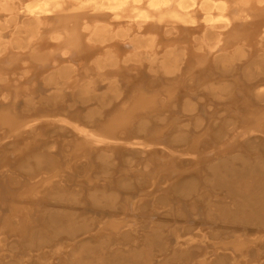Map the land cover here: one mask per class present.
Returning <instances> with one entry per match:
<instances>
[{"label": "bare ground", "instance_id": "bare-ground-1", "mask_svg": "<svg viewBox=\"0 0 264 264\" xmlns=\"http://www.w3.org/2000/svg\"><path fill=\"white\" fill-rule=\"evenodd\" d=\"M259 226L264 0H0L2 264H239L211 240Z\"/></svg>", "mask_w": 264, "mask_h": 264}, {"label": "rangeland", "instance_id": "rangeland-1", "mask_svg": "<svg viewBox=\"0 0 264 264\" xmlns=\"http://www.w3.org/2000/svg\"><path fill=\"white\" fill-rule=\"evenodd\" d=\"M227 115H229V112H226V113H224L223 114V116H227ZM8 139H11L10 137H7V139L6 138H4L3 140H8ZM15 146L16 145H14V146H11V147H9L7 150H6V152H12L14 149H15ZM6 147H8V145L6 146ZM161 174H162V172H161ZM80 177H83V176H85V172L82 170V174L81 175H79ZM125 215H126V213H125ZM130 216H133V215H131V214H129L127 217H130ZM137 217H139V216H137ZM138 222V223H137ZM134 223L135 224H139V223H141V221L140 220H137V221H134ZM92 225V223H89L88 224V226L90 227ZM264 230V226H259V229H261V228ZM127 228L126 227H124L123 229L121 228V230H120V234L121 233H123L125 230H126ZM87 232H90V230H88ZM217 239V240H216ZM228 239V237H226V238H215V239H212L211 241H214V242H227V243H230V244H227L228 246H232V247H234V246H236L237 248L235 249V254L237 255V257L239 258V264H253L252 263V261L251 260H249V262L250 263H248V261L246 262V263H243V256H244V253H245V250L248 252V254H249V256L252 258V259H259L260 258V262H261V264H264V251H261V250H264V233H261V236L259 237V240L258 241H256V243H254V245H249V247H246V243L244 242V244H241L240 246L239 245H237L235 242H232L231 240H232V238H229V240H227ZM165 243V242H164ZM256 244H258V245H256ZM184 245H186L187 246V248L186 247H184ZM192 246L190 245V244H183V246L180 248V249H175V251L177 250V252L176 253H173L175 256V259L173 260V263H175V264H181V263H183L184 261H187L186 259V257L184 258V257H182V255H188L187 253H189V252H187L188 251V249L189 248H191ZM164 248H166V247H164ZM256 248V249H255ZM258 248V249H257ZM183 249H185V250H183ZM259 250L260 251V254L259 253H257V251ZM163 251V253H162V256H166L167 254H170L171 253V250L170 251H166V254L164 255V253H165V250H162ZM179 251H181V252H179ZM168 252V253H167ZM186 252V254H184ZM243 252V253H242ZM181 253V254H180ZM222 253H227V254H230L231 252H230V250L229 249H225L224 251H218V253L217 254H208L210 257H214V258H211V261H212V263L211 264H225V263H229V262H231V259H229V260H227V258H226V256H225V254L223 255ZM239 253V254H238ZM181 255V256H180ZM260 257H259V256ZM216 257V258H215ZM181 258V259H180ZM218 258V259H217ZM225 261H224V260ZM8 260H10L11 261V259H8ZM177 260V262H175ZM182 260H184L183 262H182ZM6 261V259L4 260V259H0V264H2V262H5ZM38 261H40V259H37V258H33L32 256L31 257H29L28 259H26V261L24 262V264H40V262H38ZM220 261V262H219Z\"/></svg>", "mask_w": 264, "mask_h": 264}]
</instances>
